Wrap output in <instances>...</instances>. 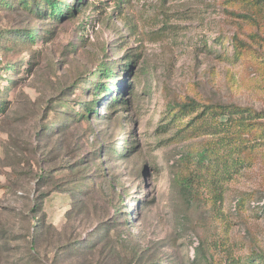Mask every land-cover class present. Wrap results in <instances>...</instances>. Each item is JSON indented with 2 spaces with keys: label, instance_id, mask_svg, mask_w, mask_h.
I'll return each instance as SVG.
<instances>
[{
  "label": "rangeland",
  "instance_id": "374dc122",
  "mask_svg": "<svg viewBox=\"0 0 264 264\" xmlns=\"http://www.w3.org/2000/svg\"><path fill=\"white\" fill-rule=\"evenodd\" d=\"M65 2L0 7V264H264V118L227 174L206 110L264 111V0Z\"/></svg>",
  "mask_w": 264,
  "mask_h": 264
},
{
  "label": "trees",
  "instance_id": "16d2710c",
  "mask_svg": "<svg viewBox=\"0 0 264 264\" xmlns=\"http://www.w3.org/2000/svg\"><path fill=\"white\" fill-rule=\"evenodd\" d=\"M80 2V0H76L75 4ZM0 7L6 9V8H17L19 10H22L23 12H27L30 15H40L44 14L46 15V18L51 17H58L63 16L64 8L67 9V13L70 12L73 6H68L65 0H0ZM247 16V15H242ZM12 33H19L18 31H11ZM10 32V33H11ZM26 41L33 42L36 40V37L38 36V33L34 30H23L22 31ZM21 33V32H20ZM7 68H13V67H7ZM111 69L104 68L101 74H104V77H110L112 79L116 78L115 75L110 74ZM110 88L105 83L101 82L100 78L98 81H95L93 83L92 88L90 89L91 92L94 95L101 96V94L104 91H108ZM198 104L192 103V102H182L177 103L175 107L181 109V110H189L192 107L196 106ZM85 109L92 112L93 109L91 106L86 103ZM207 113L213 117H220V116H228L226 121H221L219 123L220 126H222V131L225 132L227 135L226 137L222 138V141L225 140V155H224V166H225V173L231 174V168L232 167H242L244 164H246V160L244 157H240L239 155L232 159V162H230L229 156L232 154L233 150H238L239 152H242L246 148H248L249 141L244 138V133L250 131V129L255 125H263L262 123H257L259 120L264 118V111L258 112L253 108L248 107H239L235 105H207L206 107ZM206 112V111H205ZM235 127L234 131H232V128ZM238 140L239 142L237 145L232 146V139ZM253 147V145H252ZM201 154L200 161L204 164L206 160L211 161L212 159L208 157L206 149ZM207 158V159H206ZM245 204L244 200L239 201L238 207L240 205Z\"/></svg>",
  "mask_w": 264,
  "mask_h": 264
},
{
  "label": "built area",
  "instance_id": "2783aa9c",
  "mask_svg": "<svg viewBox=\"0 0 264 264\" xmlns=\"http://www.w3.org/2000/svg\"><path fill=\"white\" fill-rule=\"evenodd\" d=\"M260 204V202H253V205Z\"/></svg>",
  "mask_w": 264,
  "mask_h": 264
}]
</instances>
